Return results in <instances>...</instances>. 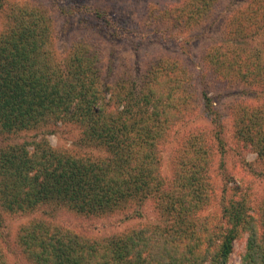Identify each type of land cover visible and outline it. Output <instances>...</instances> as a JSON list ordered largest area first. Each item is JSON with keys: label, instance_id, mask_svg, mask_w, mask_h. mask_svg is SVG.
I'll return each instance as SVG.
<instances>
[{"label": "trees", "instance_id": "trees-1", "mask_svg": "<svg viewBox=\"0 0 264 264\" xmlns=\"http://www.w3.org/2000/svg\"><path fill=\"white\" fill-rule=\"evenodd\" d=\"M220 1L191 0L179 6L173 19L185 26L198 23ZM8 16L9 25L0 34V131L69 121L80 127L86 143L107 155L76 156L47 141L33 144L32 150L26 143L8 144L0 148V207L19 213L52 203L95 216L152 197L166 220L103 239L34 220L18 235L32 264H227L240 230L248 233L243 264H264V212L258 228L242 196L225 204L220 223L201 214L213 200L209 170L214 146L206 130L188 135L173 177L162 173L159 144L199 104L193 74L176 60L162 59L139 86H107L94 44L77 42L59 62L45 11L12 4ZM236 19V26L228 27L232 43L210 46L204 59L217 78L252 84L264 74V61L257 60L261 53L253 58L233 43L264 26V0H250ZM202 94L220 120L212 99ZM234 112L237 135L264 156V104L241 103ZM215 125L220 132L214 137L222 144L221 124ZM0 264H10L1 244Z\"/></svg>", "mask_w": 264, "mask_h": 264}, {"label": "rangeland", "instance_id": "rangeland-1", "mask_svg": "<svg viewBox=\"0 0 264 264\" xmlns=\"http://www.w3.org/2000/svg\"><path fill=\"white\" fill-rule=\"evenodd\" d=\"M187 2L191 0H0V34L9 25L10 5L38 6L51 18V48L57 61L65 60L77 42L94 44L103 59L104 83L124 90L139 86L155 62L162 59L179 62L195 78L199 104L191 113L187 112L159 144L162 173L166 178L173 177L188 135L206 130L214 146L209 170L213 200L201 214L208 221L220 223L225 204L232 197L243 196L260 228L264 212V156L237 135L234 109L241 103L264 104V74L251 80L252 84L226 81L217 78L204 59L210 46L227 40L232 43L228 27L236 26L240 10L247 7L250 0H222L206 18L185 26L173 17L176 18V10L180 13L179 6ZM233 44L253 58L257 52L261 53L257 60L263 62L264 26L249 39L239 38ZM203 92L212 99L220 120L207 109ZM216 121L222 127V144L214 137L220 132ZM42 141H47L53 149L76 156L107 155L103 148L86 143L80 127L69 121L41 124L12 133L0 131V148L26 143L32 150L35 143ZM34 220L47 221L89 239L113 237L139 226L165 225L166 222L152 197L136 206L95 216L52 203L19 213L0 207V244L10 264H32L19 246L18 235L24 224ZM240 231L227 264H243L248 233ZM261 231L259 229V233Z\"/></svg>", "mask_w": 264, "mask_h": 264}]
</instances>
